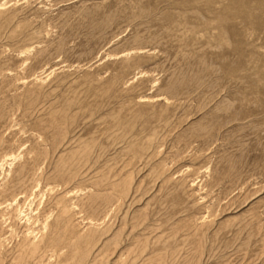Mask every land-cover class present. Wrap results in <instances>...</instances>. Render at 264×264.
I'll return each mask as SVG.
<instances>
[{"label": "rangeland", "instance_id": "rangeland-1", "mask_svg": "<svg viewBox=\"0 0 264 264\" xmlns=\"http://www.w3.org/2000/svg\"><path fill=\"white\" fill-rule=\"evenodd\" d=\"M0 160V264H264V0H0Z\"/></svg>", "mask_w": 264, "mask_h": 264}, {"label": "bare ground", "instance_id": "bare-ground-1", "mask_svg": "<svg viewBox=\"0 0 264 264\" xmlns=\"http://www.w3.org/2000/svg\"><path fill=\"white\" fill-rule=\"evenodd\" d=\"M5 158L8 160V161H10V163L8 164L10 167L12 166V164L17 160V156L16 155H13V154H9V155H6L5 156ZM2 159H3V157H2ZM1 159V160H2ZM0 160V161H1ZM3 161V160H2ZM4 162V161H3ZM3 164V163H2ZM7 164V163H6ZM8 166V167H9ZM0 168L2 169V166H0ZM14 200H15V198H14ZM33 200V199H32ZM32 202V201H31ZM7 203V202H6ZM33 203V202H32ZM32 203L30 204V207H31V205H32ZM5 204V203H4ZM2 205V204H1ZM9 206H12V204H10ZM15 206L17 207L15 210V212L19 215V216H22V218L23 219H25V223L27 224V227L28 228H26V230H25V235H24V240L25 241H28L29 242V244H28V246H27V248L23 251L24 253L25 252H28V254L29 255H31V256H34V255H36L37 256V254L39 253V251H40V249H39V247H38V245H37V243H34V241L32 240L31 241V238L32 239H35L36 238V236L37 235H35L34 234V236H33V230H31L32 228H30L32 225H34V222H36V221H34V222H31V221H33V220H31V216H29V214L28 213H26V212H24V210L22 211V207H19L18 208V204H15ZM8 208V207H7ZM25 208H27V207H25ZM29 209V208H28ZM8 211H9V209H8ZM12 211V210H11ZM10 211V212H11ZM5 212H6V210H5ZM28 212V211H27ZM15 213V214H16ZM32 213H33V211H32ZM8 216H9V214H8ZM34 216V215H33ZM13 217L14 216H12V220H13ZM18 218V217H17ZM20 218V217H19ZM37 218V217H36ZM35 218V219H36ZM9 220V219H8ZM7 221V220H6ZM37 224H38V221L36 222ZM36 223H35V226H36ZM45 225V224H44ZM37 229V228H36ZM44 229V228H43ZM35 231V230H34ZM41 231V230H40ZM39 233V232H38ZM22 234H24V233H22ZM23 236V235H22ZM57 241V240H56ZM55 244V243H54ZM20 246H21V244H20ZM49 247V246H48ZM19 248V247H18ZM20 250V249H19ZM53 250V249H52ZM43 252H44V250H43ZM48 253V252H47ZM44 254V253H43ZM22 256V255H21ZM27 258V257H26ZM37 258V257H36ZM2 259H3V257H2ZM24 260H25V258H24ZM23 260V261H24ZM3 262V261H2Z\"/></svg>", "mask_w": 264, "mask_h": 264}]
</instances>
